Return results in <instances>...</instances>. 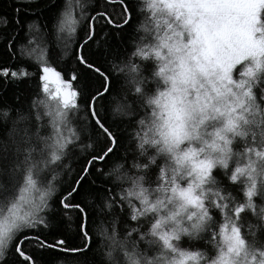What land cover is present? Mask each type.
Here are the masks:
<instances>
[{"label": "snow or ice", "instance_id": "snow-or-ice-1", "mask_svg": "<svg viewBox=\"0 0 264 264\" xmlns=\"http://www.w3.org/2000/svg\"><path fill=\"white\" fill-rule=\"evenodd\" d=\"M0 264H264V0H0Z\"/></svg>", "mask_w": 264, "mask_h": 264}, {"label": "trees", "instance_id": "trees-1", "mask_svg": "<svg viewBox=\"0 0 264 264\" xmlns=\"http://www.w3.org/2000/svg\"><path fill=\"white\" fill-rule=\"evenodd\" d=\"M3 132V129H0V133H2Z\"/></svg>", "mask_w": 264, "mask_h": 264}]
</instances>
